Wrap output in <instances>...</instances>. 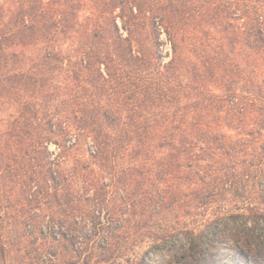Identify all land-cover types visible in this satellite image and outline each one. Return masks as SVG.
<instances>
[{
    "label": "trees",
    "instance_id": "trees-1",
    "mask_svg": "<svg viewBox=\"0 0 264 264\" xmlns=\"http://www.w3.org/2000/svg\"><path fill=\"white\" fill-rule=\"evenodd\" d=\"M196 197L264 219V0H0V210L60 228L14 250L0 220V264L99 258L96 207Z\"/></svg>",
    "mask_w": 264,
    "mask_h": 264
},
{
    "label": "rangeland",
    "instance_id": "rangeland-1",
    "mask_svg": "<svg viewBox=\"0 0 264 264\" xmlns=\"http://www.w3.org/2000/svg\"><path fill=\"white\" fill-rule=\"evenodd\" d=\"M164 40V35L162 34ZM169 48L164 45V60ZM55 147L50 146V151ZM109 184L110 179H103ZM246 181V180H243ZM228 204L230 195H224ZM252 207V206H251ZM109 215L117 233L118 247L115 252L82 255L78 261L69 258L75 264H256L264 261L259 252L264 253V219L250 221L244 215L248 206H101L94 214L106 221ZM92 209V208H91ZM25 206H2L0 220L13 232L14 250L24 243L23 236L29 235L35 224L44 234L60 230L56 222L47 217L35 221L26 212ZM28 211V210H27ZM32 212L31 214H33ZM195 232V236L184 235L183 229ZM82 233L89 236L92 227L89 221L81 225ZM170 235L165 247L157 248L162 234ZM22 243V244H21ZM75 240L74 249L78 247ZM105 238H100L96 246L104 249ZM93 253V252H92ZM71 255V254H70Z\"/></svg>",
    "mask_w": 264,
    "mask_h": 264
},
{
    "label": "bare ground",
    "instance_id": "bare-ground-1",
    "mask_svg": "<svg viewBox=\"0 0 264 264\" xmlns=\"http://www.w3.org/2000/svg\"><path fill=\"white\" fill-rule=\"evenodd\" d=\"M156 263H157L156 261L153 262V264H156Z\"/></svg>",
    "mask_w": 264,
    "mask_h": 264
}]
</instances>
